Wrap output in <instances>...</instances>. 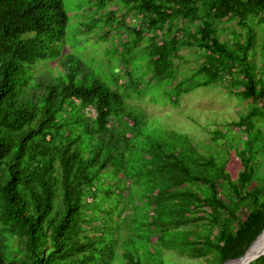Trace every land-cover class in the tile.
Here are the masks:
<instances>
[{"label":"trees","instance_id":"obj_1","mask_svg":"<svg viewBox=\"0 0 264 264\" xmlns=\"http://www.w3.org/2000/svg\"><path fill=\"white\" fill-rule=\"evenodd\" d=\"M109 2L92 4L64 51L62 0H0V264H173L169 250L205 258L193 264H223L244 255L264 228V179L255 176L264 0H122L121 14L106 9ZM131 10L139 23L127 19ZM225 21L239 28L222 38ZM106 25L119 37L108 51L132 57L111 80L80 71L76 52L79 37ZM182 49L198 63L186 74ZM150 79L167 85L172 105L213 84L251 99L211 132V141L234 150L236 177L212 143L147 132L126 97L139 100ZM249 264H264V255Z\"/></svg>","mask_w":264,"mask_h":264},{"label":"rangeland","instance_id":"obj_2","mask_svg":"<svg viewBox=\"0 0 264 264\" xmlns=\"http://www.w3.org/2000/svg\"><path fill=\"white\" fill-rule=\"evenodd\" d=\"M99 1L100 0H62L63 7L68 15L64 51L70 49L67 45L68 40H73L75 38V33L81 32L78 29H85L84 26L78 27L77 25L81 24V22L88 21V16L94 11L92 4H94V2L98 3ZM107 8L113 9L117 14L128 12L122 0H111V2L107 4L106 9ZM128 16L130 20H134L133 22L135 24L139 23V13H135L134 10H131ZM116 19L117 18H115L114 21ZM92 23L91 21L88 25L90 26ZM254 27V33L256 35L255 43H257L256 59L258 60L259 57H261L260 44L262 43V33L259 24H255ZM218 28L219 36L227 38L232 28L237 29L239 27H237L236 22L225 21L221 23V27L218 26ZM114 33V29L108 30L106 25L100 29L98 34L93 38L89 37L87 32L83 35L85 36L84 40L79 37L76 52L81 57L80 64L83 65V70L80 71L91 69L98 72L107 80H111L114 74H120L128 70L129 66H124L122 59L130 62L132 57L129 53L124 51L126 56L120 58L119 52L108 51V47L111 46V41H113V39L115 40V45H118L116 41H118L119 37L114 35ZM139 53L140 49L137 54ZM181 54L187 56V60L184 61L181 66V70L186 74L189 69L195 68L198 63H196L194 55L190 54L188 49H182ZM136 58L139 59L138 56H136ZM141 58L144 60L147 59L143 54ZM199 61L201 60L199 59ZM257 62L260 61L258 60ZM49 65L51 64H45L46 67ZM121 65L123 67L120 70ZM145 65V62L143 64L141 63L142 71H147ZM42 68H44V66H39L37 70ZM148 75L145 79L148 78ZM127 78L128 76L124 77V80ZM176 79H179L178 75ZM150 81H152V83L147 85L148 87L141 93L139 100H136L138 98L135 96V99L126 97L129 99L130 103L135 104L142 111L139 117L142 121V126L148 128L147 132L176 130L192 136L196 144L198 141L212 143L214 148L225 151V156L227 157L226 169L233 177H236L240 170V164L235 156L234 150L229 145L221 146L219 143L223 140L222 138H219V140L221 139L219 143L211 141V132L214 129L223 130L227 122L237 119L239 114L246 110L247 104L251 99H240L237 94L229 93L226 89V85L213 84L197 86L188 92L182 93L178 98V103L172 105L169 96L170 91L166 92L168 89L167 85L162 87L154 83L152 79H150ZM121 91L123 92L124 90L121 89ZM258 102H261V100ZM87 113L91 115L93 114V110L87 111ZM261 132L258 148H256L258 153L255 176H260V178L264 179V126L261 128ZM128 211L129 209L124 211L123 215ZM168 252L173 264H193L205 260V258H189L188 255L180 254L176 250H169ZM235 263H237V261Z\"/></svg>","mask_w":264,"mask_h":264},{"label":"water","instance_id":"obj_3","mask_svg":"<svg viewBox=\"0 0 264 264\" xmlns=\"http://www.w3.org/2000/svg\"><path fill=\"white\" fill-rule=\"evenodd\" d=\"M264 233V228L262 229V231L260 232V234L257 236V238L250 244V246L248 247V249L246 250L245 254L240 256V257H237V258H234V259H240V258H243V261L241 264H249L251 263L252 261H254L255 259H257L258 257L264 255V251L260 254H254L252 252V248L256 245L260 235ZM234 259H229L227 261H230V260H234ZM227 261H225L223 264H225Z\"/></svg>","mask_w":264,"mask_h":264},{"label":"bare ground","instance_id":"obj_4","mask_svg":"<svg viewBox=\"0 0 264 264\" xmlns=\"http://www.w3.org/2000/svg\"><path fill=\"white\" fill-rule=\"evenodd\" d=\"M261 244V245H260ZM254 249L253 253L254 254H260L264 251V233H262L256 243V245L252 248V250ZM237 261V263H235ZM243 261V258L240 259H234V260H230L227 261L225 264H241Z\"/></svg>","mask_w":264,"mask_h":264},{"label":"clouds","instance_id":"obj_5","mask_svg":"<svg viewBox=\"0 0 264 264\" xmlns=\"http://www.w3.org/2000/svg\"><path fill=\"white\" fill-rule=\"evenodd\" d=\"M127 19H128L129 21H132V20H130V19H129V16H128V18H127Z\"/></svg>","mask_w":264,"mask_h":264}]
</instances>
